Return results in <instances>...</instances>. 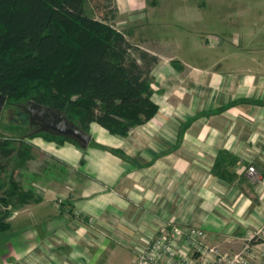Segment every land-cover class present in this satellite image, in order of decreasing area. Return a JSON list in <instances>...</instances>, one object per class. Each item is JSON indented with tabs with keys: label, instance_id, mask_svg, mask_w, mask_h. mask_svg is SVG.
<instances>
[{
	"label": "crops",
	"instance_id": "obj_1",
	"mask_svg": "<svg viewBox=\"0 0 264 264\" xmlns=\"http://www.w3.org/2000/svg\"><path fill=\"white\" fill-rule=\"evenodd\" d=\"M115 1L121 32L157 58V111L124 136L91 122L86 148L32 140L71 176L17 174L34 186L11 206L0 264H135L165 223L232 253L264 222V0H178L172 26L150 21L156 0Z\"/></svg>",
	"mask_w": 264,
	"mask_h": 264
},
{
	"label": "trees",
	"instance_id": "obj_2",
	"mask_svg": "<svg viewBox=\"0 0 264 264\" xmlns=\"http://www.w3.org/2000/svg\"><path fill=\"white\" fill-rule=\"evenodd\" d=\"M85 1L0 0V94L6 103L33 101L57 110L85 133L95 122L124 136L157 111L149 77L157 58L110 23L116 16L113 0H94L104 10L101 19L86 13ZM37 136L78 145L47 133L28 137ZM18 141L23 148L0 137V233L9 229L11 206L31 195L15 186L13 168L8 189L2 183L10 160L20 167L33 157L25 137Z\"/></svg>",
	"mask_w": 264,
	"mask_h": 264
},
{
	"label": "built area",
	"instance_id": "obj_3",
	"mask_svg": "<svg viewBox=\"0 0 264 264\" xmlns=\"http://www.w3.org/2000/svg\"><path fill=\"white\" fill-rule=\"evenodd\" d=\"M251 177L256 175L248 167ZM138 247L135 264H262L264 261V222L251 231L240 250L222 253L207 242L202 228L165 223Z\"/></svg>",
	"mask_w": 264,
	"mask_h": 264
},
{
	"label": "rangeland",
	"instance_id": "obj_4",
	"mask_svg": "<svg viewBox=\"0 0 264 264\" xmlns=\"http://www.w3.org/2000/svg\"><path fill=\"white\" fill-rule=\"evenodd\" d=\"M157 1V8L152 15H150L149 19L151 22L156 23V20L158 16H160V13L163 12V19L167 20V23L171 26L173 24L176 25L177 22V10H178V0H156ZM116 7V1L113 0L110 7ZM85 11L88 15L93 16L97 19H101V17L104 15V10H102L100 7L97 8V2L94 0L91 1H85L84 4ZM149 10V9H148ZM117 16V15H116ZM110 21L112 25L119 31L123 32V28L121 25L122 22L120 20H117V17ZM161 19V17H160ZM24 107H21L18 104H12V103H5L1 109L0 114V137H6L12 141V143L15 145V148L24 146L19 145V139H23L25 137V141L30 145V153H32L33 157L35 155V158H31L27 162L23 163L20 167H18L17 163L10 160L9 165L6 168V173L1 174L2 177V183L4 189H8L9 185V179L7 177V174L10 173V170L13 168V175H14V181L15 186L20 188L23 191L31 192L30 188L27 187L25 184L34 186L32 182V177L27 175L26 177H21L19 179L18 173L22 176V173L25 169L26 171H33V168L35 166L43 167L41 169V173L43 174V177L45 180L50 181L53 180V178H56L58 181H64V179L67 176H71L69 169L65 165H60L59 161L55 160L53 156H51L48 152H44L43 150H39L32 142V140H36L37 143H40V140L42 139L45 141L46 139L44 136H37V137H28L33 133H47L51 136H57L60 137V135L51 133L49 131H36L33 127H30L28 125L27 120V112L26 108H28V104H23ZM33 108V107H31ZM73 123V122H72ZM74 124V123H73ZM63 137V136H62ZM40 139V140H39ZM55 143V142H54ZM79 146V145H78ZM80 147V146H79ZM34 160V161H33ZM58 164H57V163ZM67 168V169H66ZM30 177V178H29ZM25 185V186H24ZM64 186V185H63ZM10 189V188H9ZM12 200L16 202V198L12 197ZM33 200V199H30ZM13 210L12 208H10ZM4 236L7 238V235L0 234V250H3V244L4 242ZM264 264V261L262 262Z\"/></svg>",
	"mask_w": 264,
	"mask_h": 264
},
{
	"label": "water",
	"instance_id": "obj_5",
	"mask_svg": "<svg viewBox=\"0 0 264 264\" xmlns=\"http://www.w3.org/2000/svg\"><path fill=\"white\" fill-rule=\"evenodd\" d=\"M5 103L6 97L0 94V114ZM26 112L29 115L30 123L39 122L41 124L39 131H49L60 136L71 138L81 148L88 146L91 139L90 135L70 122L63 113L33 101L29 102ZM50 116L55 117L56 120L49 119Z\"/></svg>",
	"mask_w": 264,
	"mask_h": 264
},
{
	"label": "flooded vegetation",
	"instance_id": "obj_6",
	"mask_svg": "<svg viewBox=\"0 0 264 264\" xmlns=\"http://www.w3.org/2000/svg\"><path fill=\"white\" fill-rule=\"evenodd\" d=\"M26 104H29V103H26ZM21 107H24V105H20ZM49 119H51V120H56V118L55 117H53V116H50L49 117ZM27 122H28V125L30 126V127H33L34 129H36V131H39L40 130V128H41V124L39 123V122H33V123H30L29 122V115L27 114V120H26Z\"/></svg>",
	"mask_w": 264,
	"mask_h": 264
}]
</instances>
